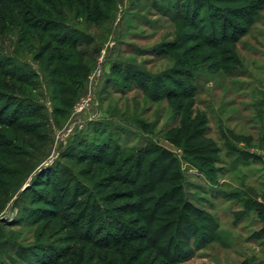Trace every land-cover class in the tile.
I'll return each mask as SVG.
<instances>
[{"label": "rangeland", "instance_id": "1", "mask_svg": "<svg viewBox=\"0 0 264 264\" xmlns=\"http://www.w3.org/2000/svg\"><path fill=\"white\" fill-rule=\"evenodd\" d=\"M21 1L33 17L61 20L43 0ZM197 1L204 3L203 14L209 4L210 9L216 5ZM54 3L69 10L64 0ZM246 4L241 2L238 10ZM8 5L0 4V65L6 59L14 62L0 70V264L24 263L11 246L33 264H43L40 257L59 264H117L115 248L132 264H263L264 240L255 236L264 219L247 209L245 201H264V141H255L264 135V10L237 46L241 66L226 74L208 68L213 49L207 46V16L196 18L194 25L178 20L181 0H113L105 10L110 18L94 23L70 9L72 25L78 24L93 43L81 48L88 52L84 61L90 69L77 86L78 96L65 104L55 97L57 76L49 65L52 52H47L57 43L45 35L23 41L20 28L6 19ZM220 5L228 10L219 14L239 22L233 15L236 4ZM221 35L218 27L214 37ZM173 42L182 49L162 45ZM192 46L193 54H181ZM181 56L184 63L179 64ZM10 69L30 81L10 79L5 74ZM186 90L190 96L179 94ZM12 102L17 105L9 107ZM203 115L209 118L204 127H210L209 135L221 148V162L215 166L225 172L212 174L210 181L207 165L200 170L183 161V182L192 205L217 217L219 228L193 239L189 260L172 263L156 244L167 238L150 231L156 216L145 222L150 212L135 203L142 197L126 196L143 190L127 171L133 163L129 158L134 148L155 145L182 155L169 140V130ZM228 128L252 135L250 146L232 139L229 143L262 160L244 164L238 151L228 152L232 148L223 139ZM116 152L119 157L112 162ZM159 165L171 161L160 159ZM119 231L128 236L115 247L109 241ZM57 253L70 255L57 260Z\"/></svg>", "mask_w": 264, "mask_h": 264}, {"label": "trees", "instance_id": "2", "mask_svg": "<svg viewBox=\"0 0 264 264\" xmlns=\"http://www.w3.org/2000/svg\"><path fill=\"white\" fill-rule=\"evenodd\" d=\"M64 1L67 3L69 10H59L57 8L58 4L54 3L55 0L53 3L50 0H43V2L47 3L48 6L52 5L51 14L60 16L61 20L53 17H41L40 15L33 17L34 15L32 13V9L26 4V2H22L21 0H0V4L3 2L9 3L6 8V19L10 20L12 26L15 25L20 28L19 30L22 34L21 39L23 41H27L29 37L37 41L39 38L38 36L45 35V37H50V40L57 43L56 47L53 46V43H51L48 47L47 52H52L49 65L50 67L54 66L52 74L57 76L53 82L54 86H57V90L54 91L55 97L65 104H68L78 96L79 89L77 86H80V83L87 77V72L90 69L86 61H84L88 52L82 50L81 48H84L89 43H93L92 36L88 33H84L83 30L77 27V23L76 27L72 25L73 19L68 17L70 9L76 10L75 14L77 18L82 17V15L84 16L85 14L87 21L94 23L110 18L109 15L105 13V10L107 9L108 4L112 3L113 0ZM181 1L183 11L181 15L177 17L178 20H184L187 23L190 21V23L194 25L196 18H203L204 16H207V46L213 49V53L210 57L211 62H213L210 66H208V68L214 70V72L222 71L226 74L234 73L237 70L236 67L241 66L242 64L236 51L237 46L240 40L245 37L248 32H250L252 26L257 21L260 12L264 10V0H211L216 2V5L212 6L210 9L211 4H209L208 10L204 14L202 12L205 7L203 8L204 3H201L202 1ZM223 2L236 4L237 10L233 15L239 20V22L230 21V19H228L229 15L219 14L221 9L226 12L228 10V8H219V6H221L220 4ZM241 2H247V4L244 5L240 11L238 8L241 7ZM22 6L25 8H22ZM34 18H37L38 21L32 23ZM177 19L175 21H177ZM185 26L186 23L182 25V27ZM182 27L181 29H183ZM218 27L222 28V35L214 37L216 36ZM204 30L205 29L203 28V32ZM86 40H88V42H86ZM179 40H181V38ZM162 45H164L165 48L173 45L175 50L182 49V46H179L178 43L175 42L164 43ZM195 51L196 49L192 46L181 54L189 56ZM164 53H166V55L170 54L169 51L165 50ZM10 61L11 59H6L7 64L2 67L0 65V70L3 67L12 68V64L14 62L10 63ZM180 62L184 63L183 56L178 58L177 63L180 64ZM18 72L19 71L17 70L14 71L13 69H10L8 72L6 71L5 74H7L8 77L11 76L10 79L14 78L18 82L21 81L26 83V81H30V76L26 74L19 75ZM178 72L183 73L182 71ZM134 75H136V73ZM128 76L129 75L125 78H128ZM186 78H190L189 74L186 75ZM1 88L2 87H0V89ZM166 94L168 96L170 95L169 92H166ZM179 94L181 96L191 95L189 90L180 92ZM15 105L17 104L12 102L9 107ZM20 108L21 107H17L15 111L18 112ZM208 119V116L206 117L205 115L199 117L198 119L192 120V118H190L185 125L178 128L173 127L169 130V140L178 145L182 150V155L180 156L170 150L164 149L163 147L159 149V147L155 145L153 147L147 146L145 148H134L135 153L129 158V161L133 160V163L127 171L129 175L135 176L134 179L138 180L136 183H138L143 190L139 193L134 191L133 194L126 196L129 198H136L135 193H137V195L142 197L141 201H135V203L140 207H147L146 210L150 212V215L144 217L145 222L150 220L152 217L151 215L156 216L154 221H156L157 224L154 225L155 227L150 231L156 234L160 233L159 236L167 238V241H164L163 243H160L162 239H159L156 244L159 245L161 250H165V253L163 252L162 254L161 251V254L166 256L168 259L171 258L172 263L189 260L192 257L190 248H194L193 239L198 236L201 238L202 235H210L216 232L219 228L217 217L208 212L204 213L200 208L192 205L191 201L185 194L183 182V161L190 163L200 170L201 168H206L207 165V175L209 174L211 176L209 178L211 179L210 181H213L212 174L218 175L224 174L225 172V169H222V167L215 166V164L221 162V158L219 157L221 148L218 141L209 135L210 127L207 126V129L204 127L206 123L208 124ZM223 132L225 146L228 147L229 150L232 148L228 152H231L232 150L238 151L244 158V164H248L250 160H262V157L259 154L251 152L247 149H237L235 145L229 143V139H232L234 142H243L247 146H250L254 142L252 135L236 132L231 128L225 129ZM255 141L262 143L264 141V135L259 137L257 140L255 139ZM107 151V149H103L104 156H106ZM117 152L115 157L110 159L112 162L117 161V158L119 157V153ZM154 153L163 154V156L160 155L158 157L156 156V158H151L150 155ZM126 158H124V160H127ZM160 159H169L171 161V165L157 166V162ZM111 165H114V163H111ZM215 180L217 181L218 177H215ZM147 200H149V202ZM245 203L247 209L255 210L256 214L262 218V220L264 219L263 200L261 201L257 200V198H251L245 201ZM134 212L139 214V216L144 215L141 211L135 210ZM262 228L263 229L256 233L255 237L257 240H264V226ZM119 230H121V228H119ZM169 231H171L170 235L168 233ZM127 236V233L119 231V233L114 234L112 239L113 241L110 240L109 242H111V244L115 247L120 246L121 242L127 239ZM155 238L156 240L158 239L157 236H155ZM131 239L134 238L132 237ZM211 239H208V242L211 241ZM114 241L115 243H113ZM104 246L105 245H102V247ZM10 250L24 261V263L21 262L20 264L34 263L32 259L29 260L28 258L23 257V254L20 253L17 247L11 246ZM115 250V253H117L115 254L117 264H132L133 261L131 259L127 260L126 257L121 256L122 250H117L116 248ZM57 254V260L64 259L70 255V253ZM39 261L43 264H59V261H54L51 258L40 257Z\"/></svg>", "mask_w": 264, "mask_h": 264}]
</instances>
